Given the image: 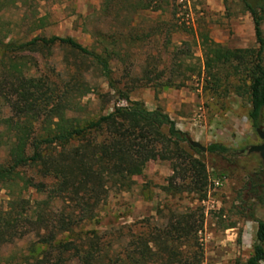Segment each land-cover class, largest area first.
Returning a JSON list of instances; mask_svg holds the SVG:
<instances>
[{
  "label": "rangeland",
  "instance_id": "374dc122",
  "mask_svg": "<svg viewBox=\"0 0 264 264\" xmlns=\"http://www.w3.org/2000/svg\"><path fill=\"white\" fill-rule=\"evenodd\" d=\"M262 16L264 37V7ZM51 35L107 54L112 85L89 56L67 46L17 54L24 75L41 79L58 95L66 92L68 101L56 118L105 114L125 104L117 89L148 109L160 107L187 138L204 146L220 143L228 151H194L180 142L181 157L149 159L128 190L105 188L82 213L47 196L49 180L27 168L25 176L43 182V190L20 182L0 188V219L8 217L13 226L0 243V264H81L72 250L54 245L72 240L84 247L89 240L78 237L85 234L96 235L92 242L97 241L106 264H244L256 220L264 216L251 183H262L264 172L256 153L239 150L261 140L247 117L248 100L239 88L245 83L242 72L217 65L208 73L202 45L205 35L228 48L256 47L241 1L0 0V40ZM8 103L0 96V130L11 134L22 120ZM43 112L33 122L34 132ZM262 120L264 130V109ZM4 153L2 146L0 158ZM188 157L204 165V183L198 170L189 169ZM70 212L73 225L62 232L57 220ZM81 214L87 216L77 220ZM145 240L151 242L146 246ZM139 251L142 260L135 262Z\"/></svg>",
  "mask_w": 264,
  "mask_h": 264
},
{
  "label": "trees",
  "instance_id": "16d2710c",
  "mask_svg": "<svg viewBox=\"0 0 264 264\" xmlns=\"http://www.w3.org/2000/svg\"><path fill=\"white\" fill-rule=\"evenodd\" d=\"M240 1L251 17L256 47L228 48L208 40L204 35L203 67L208 73L217 65L230 66L234 73L242 72L245 83L239 88L245 92L248 100L247 117L252 126H258L263 121L264 109V37L260 29L264 0ZM54 45L67 46L89 56L110 85L108 55L89 50L71 37L51 35L21 42L0 40V96L9 102L16 116L22 120L20 129L11 134L0 130V148H5L4 156L0 158V188L20 182L23 188L31 186L42 191L43 182H34L25 176L26 169L31 168L38 172L40 178L49 180L50 187L45 189L47 196L70 202L71 211L82 213L86 212L89 202L99 199L105 188L128 190L133 183L132 177L141 174L149 159L172 160L181 157L179 143L187 141V137L160 107L148 109L142 101L130 100L117 89L114 91L118 99L124 100L125 104L114 105L105 114L83 120L56 118V111L68 101L66 92L58 95L52 86L41 79L24 75L19 68L17 55L23 51L48 50ZM8 96L13 98L12 101ZM40 110H44L43 118L34 132L33 122ZM205 151L225 154L228 148L220 143H209ZM187 162L189 169L199 171L204 183V165L190 157ZM251 185L255 198L264 210L263 182H253ZM256 187L261 188L258 193ZM71 215V212L64 216L62 214L57 220L60 231L70 230L74 220ZM86 216L81 214L77 220ZM12 227L8 217L0 219V243L6 240L5 235ZM82 238L89 240L84 247L72 240L57 241L54 246L63 251L72 250L81 264H106L104 253L99 254L97 241L92 242L97 239L96 235L85 234L78 240ZM149 242L145 240L146 246ZM263 243L264 216L256 220L251 252L244 264H259L264 260ZM149 249L151 247L147 248L148 252ZM148 254L150 258L153 256L152 253ZM141 256L143 251H139L140 260L134 261L140 262Z\"/></svg>",
  "mask_w": 264,
  "mask_h": 264
},
{
  "label": "water",
  "instance_id": "95a60500",
  "mask_svg": "<svg viewBox=\"0 0 264 264\" xmlns=\"http://www.w3.org/2000/svg\"><path fill=\"white\" fill-rule=\"evenodd\" d=\"M255 132L259 137V139L261 140V142L258 144L248 145L244 149H240L239 152L245 151V153H256L263 164V172H264V130L262 129L261 125L255 127ZM187 142L191 147L197 148L201 152L205 151V146L201 145L198 141L187 138ZM263 180H264V175H263Z\"/></svg>",
  "mask_w": 264,
  "mask_h": 264
},
{
  "label": "built area",
  "instance_id": "2783aa9c",
  "mask_svg": "<svg viewBox=\"0 0 264 264\" xmlns=\"http://www.w3.org/2000/svg\"><path fill=\"white\" fill-rule=\"evenodd\" d=\"M214 184H217V181H215Z\"/></svg>",
  "mask_w": 264,
  "mask_h": 264
}]
</instances>
